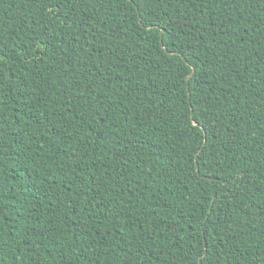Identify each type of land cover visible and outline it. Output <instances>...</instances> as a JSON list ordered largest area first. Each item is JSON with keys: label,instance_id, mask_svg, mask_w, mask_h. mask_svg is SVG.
Masks as SVG:
<instances>
[{"label": "trees", "instance_id": "1", "mask_svg": "<svg viewBox=\"0 0 264 264\" xmlns=\"http://www.w3.org/2000/svg\"><path fill=\"white\" fill-rule=\"evenodd\" d=\"M0 264H264V0H0Z\"/></svg>", "mask_w": 264, "mask_h": 264}]
</instances>
